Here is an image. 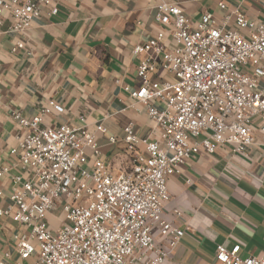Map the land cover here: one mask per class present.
Segmentation results:
<instances>
[{
	"label": "built area",
	"instance_id": "2783aa9c",
	"mask_svg": "<svg viewBox=\"0 0 264 264\" xmlns=\"http://www.w3.org/2000/svg\"><path fill=\"white\" fill-rule=\"evenodd\" d=\"M219 7L227 10L225 2ZM44 10L56 15L59 9L55 0H0V30L7 17L14 32H24ZM156 11L161 30L133 49L139 83L126 91L157 137H138L132 123L124 129L133 154L128 171L115 173L102 161L94 135L84 128L46 126L52 110L64 111L54 102L33 118L14 114L24 132L11 150L17 162L0 178L15 167L27 175L11 178L0 217L26 230L15 236L21 261L35 256L33 264H169L185 235L175 223L183 217L180 209L173 219L164 216L169 179L201 149L246 154L255 127L264 133V19L236 9L220 24L210 12L193 23L167 0ZM231 22L234 28L227 29ZM59 208L63 218L53 228L48 217ZM240 252L241 245H218L216 258L219 264H264L263 258L242 259Z\"/></svg>",
	"mask_w": 264,
	"mask_h": 264
},
{
	"label": "crops",
	"instance_id": "0c3cea01",
	"mask_svg": "<svg viewBox=\"0 0 264 264\" xmlns=\"http://www.w3.org/2000/svg\"><path fill=\"white\" fill-rule=\"evenodd\" d=\"M167 1L177 3L193 23L210 12L220 24L236 9L248 18L264 19V0ZM55 2L58 13L44 10L30 29L14 32L6 17L0 30V171L17 162L11 150L24 130L14 114L33 118L54 102L64 111L52 110L46 126L84 128L94 135L100 159L115 173L126 172L133 154L127 150L124 129L132 123L138 137H157L145 111L131 106L126 88L135 90L139 83V58L133 49L161 30L156 21L160 0ZM221 2L227 10L220 9ZM226 28L233 29V23ZM254 134L255 143L246 154L229 148L214 154L201 149L169 179L164 216L173 219L180 209L183 217L175 223L185 232L169 264H219L218 245L229 250L241 245L242 259H264V133L255 127ZM144 150L140 144L138 151ZM16 175L27 174L15 167L0 178L1 207L9 204L11 178ZM56 211L48 217L53 228L63 218ZM25 231L10 218L0 217V264H33L35 256L21 261L16 249L15 236Z\"/></svg>",
	"mask_w": 264,
	"mask_h": 264
},
{
	"label": "rangeland",
	"instance_id": "374dc122",
	"mask_svg": "<svg viewBox=\"0 0 264 264\" xmlns=\"http://www.w3.org/2000/svg\"><path fill=\"white\" fill-rule=\"evenodd\" d=\"M61 213H62V212H61V209L56 211V214H57L58 216H60Z\"/></svg>",
	"mask_w": 264,
	"mask_h": 264
}]
</instances>
